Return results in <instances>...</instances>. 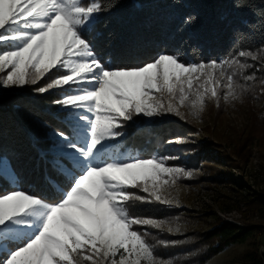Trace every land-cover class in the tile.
Wrapping results in <instances>:
<instances>
[{"label":"snow or ice","instance_id":"obj_1","mask_svg":"<svg viewBox=\"0 0 264 264\" xmlns=\"http://www.w3.org/2000/svg\"><path fill=\"white\" fill-rule=\"evenodd\" d=\"M106 10L105 0H0V87L44 81L33 91L59 92L52 104L63 123L50 138L53 197L18 186L0 193V264H177L157 254L176 242L150 239L147 231L167 222L135 215L131 205L171 203L161 190L191 172L169 165L174 157L121 151L129 122L182 116L181 107L198 118L207 100L217 106L221 99L242 101L257 80L264 94V76L257 77L264 72V46L219 61L186 62L163 52L135 66L113 67L97 48ZM5 177L17 184L0 158ZM167 230L180 231L171 224Z\"/></svg>","mask_w":264,"mask_h":264},{"label":"rangeland","instance_id":"obj_2","mask_svg":"<svg viewBox=\"0 0 264 264\" xmlns=\"http://www.w3.org/2000/svg\"><path fill=\"white\" fill-rule=\"evenodd\" d=\"M246 62L260 67V62L250 59ZM254 70L249 69V72ZM260 76H264V72H257V77ZM43 84L44 81L39 85L0 87V97L18 92L40 95L33 89ZM51 93L59 95L56 90ZM55 107L58 122L52 126H39L44 129L49 146L47 151L40 149L39 154L48 157L49 167L39 171L34 165H23L14 162L10 156L0 155L17 177L16 185L6 177L0 178V193L18 186L49 199L53 197L48 179L53 171L50 138L53 129L63 127L59 115L62 113ZM180 112L182 116L136 117V123L129 122L128 135L120 141L121 151L145 158L152 155L174 157L167 161L169 165L191 172L190 177H182L161 190L162 199L167 198L171 203L132 202L131 207L155 204L157 211L162 213L161 218L155 219L167 222L163 229H147L151 233L150 239L176 242L175 246L158 248L157 254L175 258L177 264L264 262V217L249 196L254 193L264 196V94L258 80L254 90L242 101L229 103L221 99L217 106L216 101L209 99L198 118L187 107H181ZM176 140L181 142L169 143ZM131 191L147 195L138 189ZM224 223L245 228L251 236L245 242L225 247L213 255L209 250L216 241L209 239L210 232ZM167 224L174 228L178 226L180 231L169 232Z\"/></svg>","mask_w":264,"mask_h":264},{"label":"trees","instance_id":"obj_3","mask_svg":"<svg viewBox=\"0 0 264 264\" xmlns=\"http://www.w3.org/2000/svg\"><path fill=\"white\" fill-rule=\"evenodd\" d=\"M107 10L97 25V48L113 67L135 66L159 53H177L186 62L223 60L239 50L264 46V0H105ZM191 17L189 23L184 21ZM136 62V63H135ZM54 93L18 92L0 97V155L43 171L49 167L42 124L58 122ZM60 117L62 116L59 114ZM264 217V196L250 194ZM135 215L161 218L155 204L131 207ZM251 232L224 223L210 232L215 255L245 242ZM264 262L258 261V264Z\"/></svg>","mask_w":264,"mask_h":264}]
</instances>
